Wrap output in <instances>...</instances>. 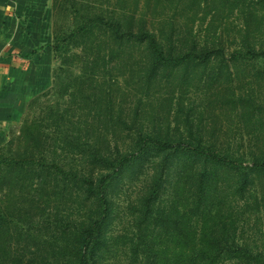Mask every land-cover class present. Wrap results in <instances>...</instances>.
Here are the masks:
<instances>
[{
  "label": "trees",
  "instance_id": "1",
  "mask_svg": "<svg viewBox=\"0 0 264 264\" xmlns=\"http://www.w3.org/2000/svg\"><path fill=\"white\" fill-rule=\"evenodd\" d=\"M51 1L53 12L72 10L75 25L69 32L54 31L51 48L59 64L51 86L26 103L18 132L0 146V264H264V143L251 161L222 154L211 147L212 140L194 134L196 108L188 109L184 122L174 123L177 131L184 126L188 137L172 136L168 123L166 132H157L139 122L141 115H149L146 107L152 106L150 92L161 83L160 73L179 86L198 71L208 89L221 77L232 86L231 62L261 56L249 38L245 53L226 57L222 47L201 48L194 34L208 15L224 20L225 2L232 15H246L245 1L109 0L101 11L84 9L83 0H74L73 8L63 5L67 0ZM259 3L264 7V0ZM95 32L108 40L88 42ZM86 45L97 48V54H86ZM137 52L141 69L133 67L117 84L113 71L122 58ZM73 61L84 67L71 72L73 81H68L65 71ZM97 72H104L103 81ZM132 84L138 93L129 91ZM228 92L235 98V90ZM115 94H122L120 101ZM127 95L136 99L134 114L123 105ZM77 97L93 107L75 110ZM43 98L46 107L39 105ZM243 99L238 104L247 102ZM176 107L186 109L182 100ZM35 111L47 116L29 118ZM253 117L252 112L249 120ZM120 134H125L122 143L132 141L131 149L122 151ZM154 156L159 158L154 161ZM76 158L81 162H70ZM175 158L183 164L182 186L170 180ZM144 176L142 190L124 204L130 228L114 232L112 224L120 216L114 195L121 184L132 187ZM78 202L83 216L56 222L50 233L42 226L52 222L53 210L59 217L71 209L62 206ZM250 225L255 227L248 236Z\"/></svg>",
  "mask_w": 264,
  "mask_h": 264
},
{
  "label": "rangeland",
  "instance_id": "2",
  "mask_svg": "<svg viewBox=\"0 0 264 264\" xmlns=\"http://www.w3.org/2000/svg\"><path fill=\"white\" fill-rule=\"evenodd\" d=\"M67 1L68 3L63 1V5L73 8L71 3L74 2V0ZM108 1L109 0H83V8L87 9L93 7L98 9V11H101L102 9L105 10V8L108 6ZM237 1L238 4H243L245 1L246 15L243 16L238 11L232 15L229 12V3L225 2V12L223 15L225 16L224 20H220L218 17H215L212 20L211 15H208L203 24H198L195 26L194 34L198 36L201 48L222 47L225 49L226 57H229L234 51L245 53L246 47L243 43L244 40L249 38V42L253 47H256L257 52L262 53L261 56L254 60H240L238 63L231 62V65L234 69L232 86H226L227 78L221 77L220 81L215 82L214 85L208 89L204 82L205 78L201 81V71L191 73L192 79L184 83L181 82V86H179V83L175 81L176 79L172 80L170 75H162V73H160L159 80H161V83H157L150 92L152 95V106L149 104L146 107V111L149 112V115L146 117H144V114L141 115L139 122H144L147 128L153 126L156 127L157 132L160 131V128L162 131L166 132V123H168L170 124L169 129L172 136L182 133L184 136L188 137V132L184 130V126H182V128L179 127V131H177V126L174 123L184 122L188 113V109L196 108V115H194L192 118L194 120V128L192 129L193 132H195L194 134L201 135L205 142L207 140H212L213 142L211 143V147L216 148L222 154L229 155L231 158L241 157L243 161L247 162L251 161L252 154L258 150L262 142L264 143V7L259 3V0ZM81 4L82 2H80L78 5L81 7ZM235 4L236 3L234 2L233 5ZM153 7L154 6H152V9H154ZM164 7L165 6L162 2L156 9H159L160 11ZM71 11L72 10L69 9V12L61 13L60 10H56V12H53L52 10L50 23L52 37L55 30L60 32H69V30L74 27L75 23ZM55 14L57 15L55 16ZM227 16L228 18H226ZM210 24H212V26ZM155 26H157V24ZM184 32L186 33V30ZM95 33V36L87 38L88 42L94 40L96 43H98L104 39L108 40L105 38L104 34L99 32ZM246 35L247 37H245ZM84 49H86V54L88 55H96L97 53L95 52L98 50L96 48L93 50V52L88 45L84 46ZM140 56L141 53L137 52L136 55L132 54V56L128 59H126L127 57H124L120 60V66H118V68L113 71L118 79L117 84L119 83L120 85L124 83L123 74L129 76V71H132L131 73H133V67L136 71L141 69ZM58 64L59 59H56L53 64V68L57 67ZM70 65L71 68L65 71V76L69 77V79H67L68 81H73L71 72L78 74L81 72L80 69H83L84 66L81 64V62L74 63V61L71 62ZM235 66H237L236 70ZM97 75L98 78L101 77L102 79L104 72H97ZM112 82L116 87H118L114 81ZM170 82L171 85L169 84ZM48 88L49 87L38 92L37 94L42 93ZM86 88L90 91L93 89L90 86V83L86 84ZM229 88L235 90V98H230L228 92ZM130 90L138 93L137 86L135 84L131 85L129 91ZM124 91L126 92V89ZM172 91L174 92L171 94ZM218 91L221 93L216 95ZM37 94H34L33 97ZM115 95L116 100L120 101L122 94H120V96L119 94ZM216 97L219 98L218 101ZM240 98H244L243 100L247 102L243 105H240L241 103L238 104V99ZM171 99L172 102H170ZM223 99H226L225 101L231 100L233 103L225 106V101H222ZM125 100L126 101L123 102L124 107H127L128 110L132 108L133 110L131 111V114H134V110L137 105L136 99L133 98L132 95H127V97L125 96ZM180 100L183 101L186 108L184 113L183 109L182 111H179L176 107L178 106V102ZM52 101L55 102V98H53ZM74 101L75 102L73 103V106L75 110H77V107H85L87 109L93 107V104L85 103L80 97H77V99ZM47 104H49L47 103V98H43L39 103L40 106L43 105L44 107H46ZM36 110H39V108ZM168 111H172V114L169 115ZM26 112L27 110L25 105L24 109L21 110L13 120L5 125V127L3 125L0 126V131H3V133H0V146H3L8 142L12 133L18 132L22 124V120L25 119L23 116ZM80 112L81 111L78 110V113ZM175 112H180L181 116L174 118ZM252 112L254 117L250 121L249 114ZM42 114L43 113H40L39 111H35L33 114H29V118L31 116H42V118L47 116L45 113L43 115ZM164 117H167V122L162 121ZM131 121L132 120H130V123ZM1 127H4L3 130H1ZM124 136L125 134H120L117 137V142L120 145V148H123L122 151L125 149H131L130 146L132 144V141H129V139L122 143L124 140L122 137ZM154 154L157 155L156 153ZM158 158L159 156H154L151 159L156 161ZM70 162L77 164L81 161L76 158L71 159ZM149 175L152 176V171H150ZM148 178V180H150V177ZM145 179L146 176L142 178L141 183L132 187L127 186L126 188V185L123 186V184H121L119 187L121 190L116 195H114V197H116L115 202L118 205L117 208H119L120 211L119 218L112 224V230L114 232H123L130 228V221L124 204L130 202V200H133L136 194L142 190L144 184L146 183ZM170 180L172 184H175L177 181H181V186L183 185V164L178 160V158L173 160V165L170 169ZM187 184H190V180ZM168 190H173V187L169 185ZM167 200L168 202L166 206L170 204L169 197ZM64 207H69L71 209L62 210L61 214H58L59 217L55 216L56 212L53 210V214L51 215L52 222L48 225L46 221L45 223H42L43 227H48L47 231H49V233L51 230H55L56 222L66 223L70 217L73 220L84 215L81 210V203L78 205L74 204L71 207L62 206L61 208ZM254 227L255 226L250 225L246 228L248 236L249 234L252 235L249 230Z\"/></svg>",
  "mask_w": 264,
  "mask_h": 264
},
{
  "label": "crops",
  "instance_id": "3",
  "mask_svg": "<svg viewBox=\"0 0 264 264\" xmlns=\"http://www.w3.org/2000/svg\"><path fill=\"white\" fill-rule=\"evenodd\" d=\"M51 14V0H0V126L51 85Z\"/></svg>",
  "mask_w": 264,
  "mask_h": 264
},
{
  "label": "built area",
  "instance_id": "4",
  "mask_svg": "<svg viewBox=\"0 0 264 264\" xmlns=\"http://www.w3.org/2000/svg\"><path fill=\"white\" fill-rule=\"evenodd\" d=\"M1 61H2V55H1V53H0V65H1Z\"/></svg>",
  "mask_w": 264,
  "mask_h": 264
}]
</instances>
